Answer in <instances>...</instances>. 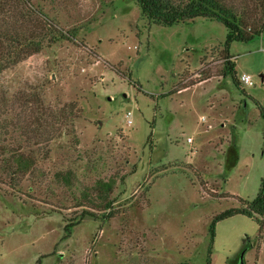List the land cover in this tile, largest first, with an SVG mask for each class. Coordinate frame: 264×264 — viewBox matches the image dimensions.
<instances>
[{
	"label": "rangeland",
	"instance_id": "374dc122",
	"mask_svg": "<svg viewBox=\"0 0 264 264\" xmlns=\"http://www.w3.org/2000/svg\"><path fill=\"white\" fill-rule=\"evenodd\" d=\"M44 1L75 37L0 74V264H204L211 220L264 179V32L230 47L237 89L221 24ZM223 1L259 24L256 0ZM262 228L218 222L211 264H264Z\"/></svg>",
	"mask_w": 264,
	"mask_h": 264
},
{
	"label": "trees",
	"instance_id": "16d2710c",
	"mask_svg": "<svg viewBox=\"0 0 264 264\" xmlns=\"http://www.w3.org/2000/svg\"><path fill=\"white\" fill-rule=\"evenodd\" d=\"M259 9L260 22L246 31L252 20L245 10L228 6L223 0H135L141 15L156 25L172 27L178 24L192 22L203 18L221 24L225 30L223 45L224 62L221 71L222 77H229L232 84L238 89L235 63L229 56L233 43H249L264 32V0H256ZM44 0H0V74L24 61L31 55L38 54L43 48L61 40H74L75 35L58 28L43 11ZM53 5H56L53 0ZM253 23L257 20L253 18ZM261 118L264 120V111L258 102H255ZM19 167L26 168L28 161L22 156L16 157ZM110 188V185H107ZM95 217L94 213H85ZM234 215H241L254 221L258 225L259 234L263 231L264 220V179L261 180L258 193L254 200L243 201L242 208H231L217 214L208 228V246L204 264H211V254L215 239L216 224ZM103 218H109L105 216ZM74 223L65 226L66 236ZM187 264V263H181Z\"/></svg>",
	"mask_w": 264,
	"mask_h": 264
},
{
	"label": "built area",
	"instance_id": "2783aa9c",
	"mask_svg": "<svg viewBox=\"0 0 264 264\" xmlns=\"http://www.w3.org/2000/svg\"><path fill=\"white\" fill-rule=\"evenodd\" d=\"M239 79H240L242 84H245V85H248V86L253 85V82H252L251 77L249 75L243 74V75L240 76ZM187 141L190 142L191 139H188Z\"/></svg>",
	"mask_w": 264,
	"mask_h": 264
}]
</instances>
